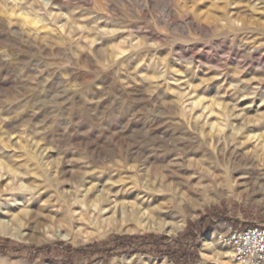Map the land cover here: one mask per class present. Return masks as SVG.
<instances>
[{"label":"rangeland","instance_id":"1","mask_svg":"<svg viewBox=\"0 0 264 264\" xmlns=\"http://www.w3.org/2000/svg\"><path fill=\"white\" fill-rule=\"evenodd\" d=\"M254 223L264 0H0V264H230Z\"/></svg>","mask_w":264,"mask_h":264},{"label":"built area","instance_id":"2","mask_svg":"<svg viewBox=\"0 0 264 264\" xmlns=\"http://www.w3.org/2000/svg\"><path fill=\"white\" fill-rule=\"evenodd\" d=\"M219 243L230 247L239 264H264V224H226L216 232Z\"/></svg>","mask_w":264,"mask_h":264},{"label":"trees","instance_id":"3","mask_svg":"<svg viewBox=\"0 0 264 264\" xmlns=\"http://www.w3.org/2000/svg\"><path fill=\"white\" fill-rule=\"evenodd\" d=\"M190 229L183 231L181 233L182 238H181V240H178L174 243L175 248H173L174 250H172L171 253H165L166 250L170 249L169 246L167 245V243H165V240H166L165 237L155 236V235L150 234V235L143 236L141 238H144L145 243L153 244V246L151 247V249L153 251L152 250L149 251L151 254H153L155 256L169 255V258L174 257L173 258L174 260H175V256H176V258H180V260L179 261L177 260L175 262L183 263V262L190 260L192 254H193V252L190 251V247L192 246V244L190 245L189 243L184 242L185 240H187L189 238L195 237L192 234L193 232L191 233ZM154 239H156V241ZM164 247L166 248L165 250L163 249ZM192 258H193V256H192Z\"/></svg>","mask_w":264,"mask_h":264},{"label":"bare ground","instance_id":"4","mask_svg":"<svg viewBox=\"0 0 264 264\" xmlns=\"http://www.w3.org/2000/svg\"><path fill=\"white\" fill-rule=\"evenodd\" d=\"M251 162H248V159L247 158H244L243 160H241L240 162H238L235 165V168L238 169L240 173H245V174L248 173L249 174V178L243 179V182H244L245 185H249L250 192L251 191L253 192V191H255L257 189V187L254 185V182L260 183V181L256 177L257 176V173L255 172L256 169L254 170L253 162L252 163ZM229 182L231 184L232 182H235V181L230 180ZM211 240H212V237L211 236H210V238L208 237L206 239V241H205V245H209L211 243ZM231 253H232V251H231ZM229 262H230V264H239L234 259L233 254H232L231 261L229 260Z\"/></svg>","mask_w":264,"mask_h":264},{"label":"crops","instance_id":"5","mask_svg":"<svg viewBox=\"0 0 264 264\" xmlns=\"http://www.w3.org/2000/svg\"><path fill=\"white\" fill-rule=\"evenodd\" d=\"M226 226V225H225ZM225 226L223 227V229L225 228ZM223 229H220V230H223ZM219 231V230H218Z\"/></svg>","mask_w":264,"mask_h":264}]
</instances>
